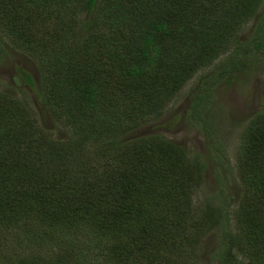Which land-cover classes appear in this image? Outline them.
Masks as SVG:
<instances>
[{
  "label": "trees",
  "instance_id": "obj_1",
  "mask_svg": "<svg viewBox=\"0 0 264 264\" xmlns=\"http://www.w3.org/2000/svg\"><path fill=\"white\" fill-rule=\"evenodd\" d=\"M262 6L0 0V41L35 61L37 97L68 136L55 139L29 102L0 93V264H196L212 231L220 232L214 263L264 264V112L240 136L234 168L243 192L231 212L193 201L200 156L158 134L126 137L160 118L220 56L228 55L218 75L234 79L262 49ZM256 17L251 41L240 42ZM206 85L194 91L193 111L210 96ZM215 149L211 141L210 161L229 166Z\"/></svg>",
  "mask_w": 264,
  "mask_h": 264
},
{
  "label": "rangeland",
  "instance_id": "obj_2",
  "mask_svg": "<svg viewBox=\"0 0 264 264\" xmlns=\"http://www.w3.org/2000/svg\"><path fill=\"white\" fill-rule=\"evenodd\" d=\"M259 10L262 13L264 6ZM257 19L258 17L253 18L244 28L240 42L251 41ZM251 54L253 55L245 58L244 69L234 79L218 75L228 55L220 56L177 92L160 118L126 136L136 138L158 134L183 147L190 156H200L204 164L203 185L193 195V201L210 198L215 205L224 206L228 212L236 209L243 192L234 168L241 133L254 115L264 112V43L261 51ZM35 64L31 57L19 52L11 43L0 41V93L29 102L37 125L55 139L64 140L68 137L66 131L57 127L37 97L39 75ZM23 75H29L33 79V85L27 84L22 79ZM205 83L211 87L210 96L193 111L194 91L204 87ZM202 105L203 109L200 107ZM211 141L216 144L215 150L222 151L221 154L226 156L229 166H216V163L210 161L208 145ZM231 226L233 228V223ZM219 233L212 231L203 237L197 250L196 264H217L213 262L212 253L218 245ZM92 262L106 264L102 258L96 261L93 259Z\"/></svg>",
  "mask_w": 264,
  "mask_h": 264
}]
</instances>
